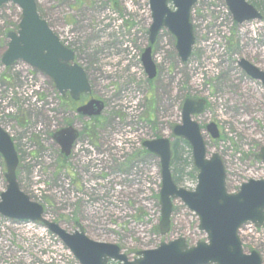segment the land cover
Instances as JSON below:
<instances>
[{
    "label": "rangeland",
    "instance_id": "1",
    "mask_svg": "<svg viewBox=\"0 0 264 264\" xmlns=\"http://www.w3.org/2000/svg\"><path fill=\"white\" fill-rule=\"evenodd\" d=\"M246 1L259 7L261 19L241 25L222 0L196 2L189 18L194 45L185 63L175 38L162 29L152 45L157 76L149 81L141 63L151 22L147 0H35L39 18L86 74L90 92L77 102H102L98 117L79 115L77 103L28 65H2L6 35L17 32L20 10L0 6V128L17 154L19 189L42 207L46 220L69 234L78 225L89 240L118 247L130 261L179 238L188 247L204 242L196 217L179 201L169 233L160 236L159 161L142 148L154 139L175 142L171 131L186 99L207 103L194 121L207 155L217 154L224 165L227 192L264 180V166L255 159L264 147V87L238 66L244 60L264 72V0ZM211 123L216 140L205 130ZM69 126L79 136L64 158L52 135ZM192 169L190 151L178 143L171 168L177 187L195 188ZM4 174L0 157V194ZM238 236L244 252L256 251L264 264V227L245 226ZM0 264L79 263L40 223L0 216Z\"/></svg>",
    "mask_w": 264,
    "mask_h": 264
},
{
    "label": "water",
    "instance_id": "2",
    "mask_svg": "<svg viewBox=\"0 0 264 264\" xmlns=\"http://www.w3.org/2000/svg\"><path fill=\"white\" fill-rule=\"evenodd\" d=\"M150 12L148 47L141 55L144 73L149 81L156 77V68L151 59V47L158 33L165 29L175 38V52L179 61L185 63L190 57L194 38L189 22L190 11L197 0H147ZM235 24L260 20L258 11L245 0H222ZM11 3L20 10V20L16 33H8L6 51L1 63L10 67L22 62L49 78L55 90L63 96L68 93L77 101L81 94L89 93L90 87L84 71L73 63L74 54L63 47L47 24L36 12L35 0H0V6ZM238 66L252 80L264 87V72L244 60ZM204 100L186 99L180 110V122L173 127L174 138L187 143L190 148L192 167L196 171V185L192 191L178 188L171 177V151L168 139L160 138L142 143L145 151L159 160L160 189L158 203L160 236L168 234L173 213V202L179 201L197 219V230L206 240L188 247L185 240L161 243L156 249L137 253L134 260L122 254L110 244L89 240L82 229L69 234L60 226L44 218L43 209L23 194L16 179L18 158L13 142L0 128V157L4 163L5 189L0 194V216L14 222L40 223L44 229L58 238L79 264H262L255 251L243 252L238 231L250 224L256 229L264 226V180H248L242 183L235 194L225 188V171L217 154L207 156L204 140L195 116L204 113ZM103 104L90 100L76 112L81 116L98 117ZM210 138L219 136L216 126H206ZM78 134L73 127L55 132L53 140L60 154L68 157ZM255 159L264 166V147Z\"/></svg>",
    "mask_w": 264,
    "mask_h": 264
},
{
    "label": "trees",
    "instance_id": "3",
    "mask_svg": "<svg viewBox=\"0 0 264 264\" xmlns=\"http://www.w3.org/2000/svg\"><path fill=\"white\" fill-rule=\"evenodd\" d=\"M251 5L260 13V10H259V7L258 6L253 5V4H251ZM178 143H181L185 148H187V152H189V147H188V145L185 142L179 141V140H175V142L171 145V153H172L171 163H170V167L171 168H172V166H174V163L177 161ZM194 172L195 171L192 169V174H194ZM191 176L193 177V175H191ZM173 180H174V178H173Z\"/></svg>",
    "mask_w": 264,
    "mask_h": 264
},
{
    "label": "flooded vegetation",
    "instance_id": "4",
    "mask_svg": "<svg viewBox=\"0 0 264 264\" xmlns=\"http://www.w3.org/2000/svg\"><path fill=\"white\" fill-rule=\"evenodd\" d=\"M66 95H67V100L70 102L71 101V103L72 102H74V103H77V105H79V102H77V101H79L80 100V98H81V96L82 95H80V97H79V99L77 100V101H73L71 98H70V96H69V94L68 93H66ZM63 96H65V95H63ZM91 100V99H90ZM82 105H84V104H82ZM81 104L78 106V107H80V106H82ZM77 107V108H78ZM65 158V157H64Z\"/></svg>",
    "mask_w": 264,
    "mask_h": 264
},
{
    "label": "bare ground",
    "instance_id": "5",
    "mask_svg": "<svg viewBox=\"0 0 264 264\" xmlns=\"http://www.w3.org/2000/svg\"><path fill=\"white\" fill-rule=\"evenodd\" d=\"M75 132H76V130H75ZM78 134V133H77ZM79 136V135H78Z\"/></svg>",
    "mask_w": 264,
    "mask_h": 264
}]
</instances>
